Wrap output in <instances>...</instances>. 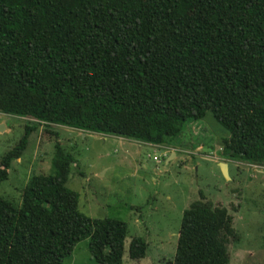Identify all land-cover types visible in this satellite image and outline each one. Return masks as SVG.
Returning a JSON list of instances; mask_svg holds the SVG:
<instances>
[{
  "label": "trees",
  "instance_id": "1",
  "mask_svg": "<svg viewBox=\"0 0 264 264\" xmlns=\"http://www.w3.org/2000/svg\"><path fill=\"white\" fill-rule=\"evenodd\" d=\"M0 113L24 118L0 157V182L38 126L163 146L210 115L225 158L264 167V0H0ZM0 196V264H62L76 242L122 264L123 221L90 218L66 188L72 156ZM238 238L223 207L195 199L166 264H228ZM133 237L129 259L145 255Z\"/></svg>",
  "mask_w": 264,
  "mask_h": 264
},
{
  "label": "rangeland",
  "instance_id": "2",
  "mask_svg": "<svg viewBox=\"0 0 264 264\" xmlns=\"http://www.w3.org/2000/svg\"><path fill=\"white\" fill-rule=\"evenodd\" d=\"M24 118L0 113V157L17 143ZM33 130L19 159L0 182V196L15 203L29 175L52 171L55 144L72 156L64 186L90 218L111 217L126 225L122 264H166L174 255L183 209L195 199L223 207L238 236L226 240L228 264H264V167L225 158L216 123L207 114L185 123L163 146L66 126ZM218 128V127H217ZM173 152V156H169ZM226 165V175L219 166ZM137 237L145 255L128 258ZM87 239L75 243L62 264H98Z\"/></svg>",
  "mask_w": 264,
  "mask_h": 264
},
{
  "label": "water",
  "instance_id": "3",
  "mask_svg": "<svg viewBox=\"0 0 264 264\" xmlns=\"http://www.w3.org/2000/svg\"><path fill=\"white\" fill-rule=\"evenodd\" d=\"M173 155V152H170ZM219 166L221 168V171L224 175H226V165L223 162H219Z\"/></svg>",
  "mask_w": 264,
  "mask_h": 264
},
{
  "label": "crops",
  "instance_id": "4",
  "mask_svg": "<svg viewBox=\"0 0 264 264\" xmlns=\"http://www.w3.org/2000/svg\"><path fill=\"white\" fill-rule=\"evenodd\" d=\"M169 156H173V155L170 153V154H168V157H169Z\"/></svg>",
  "mask_w": 264,
  "mask_h": 264
},
{
  "label": "built area",
  "instance_id": "5",
  "mask_svg": "<svg viewBox=\"0 0 264 264\" xmlns=\"http://www.w3.org/2000/svg\"><path fill=\"white\" fill-rule=\"evenodd\" d=\"M157 146V145H156Z\"/></svg>",
  "mask_w": 264,
  "mask_h": 264
}]
</instances>
